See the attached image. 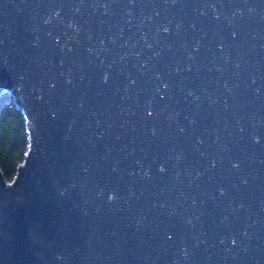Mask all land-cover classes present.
<instances>
[{"label": "water", "instance_id": "1", "mask_svg": "<svg viewBox=\"0 0 264 264\" xmlns=\"http://www.w3.org/2000/svg\"><path fill=\"white\" fill-rule=\"evenodd\" d=\"M0 264H264V0H0Z\"/></svg>", "mask_w": 264, "mask_h": 264}, {"label": "trees", "instance_id": "2", "mask_svg": "<svg viewBox=\"0 0 264 264\" xmlns=\"http://www.w3.org/2000/svg\"><path fill=\"white\" fill-rule=\"evenodd\" d=\"M28 146L24 117L10 93L0 96V171L11 181Z\"/></svg>", "mask_w": 264, "mask_h": 264}]
</instances>
